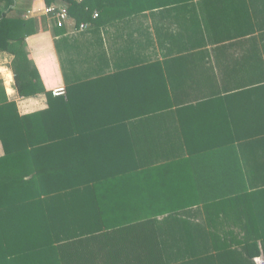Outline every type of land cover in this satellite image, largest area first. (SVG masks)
I'll use <instances>...</instances> for the list:
<instances>
[{"label": "trees", "instance_id": "1", "mask_svg": "<svg viewBox=\"0 0 264 264\" xmlns=\"http://www.w3.org/2000/svg\"><path fill=\"white\" fill-rule=\"evenodd\" d=\"M43 1L66 5L78 27L142 11L122 9L130 0ZM15 3L0 0V52L13 56L19 95L45 93L48 107L20 114L0 102V264L264 259V172L244 170L226 114L196 123L179 109L173 132L159 63L111 73L97 64L53 96L26 41L51 17L12 14Z\"/></svg>", "mask_w": 264, "mask_h": 264}, {"label": "crops", "instance_id": "2", "mask_svg": "<svg viewBox=\"0 0 264 264\" xmlns=\"http://www.w3.org/2000/svg\"><path fill=\"white\" fill-rule=\"evenodd\" d=\"M130 2L122 9L137 6L142 11L88 24L85 30L73 20L61 31L52 19H38L39 32L26 41L45 89L67 91L77 76L87 80L97 64L111 73L159 63L173 100L172 109L162 113L172 131H180L179 109L188 108L196 123L225 113L236 128L244 170L264 172V0ZM44 7L43 0H16L12 14L23 10L24 17L40 18ZM12 62V55L0 52V102L6 95L20 114L46 109L45 93L19 95Z\"/></svg>", "mask_w": 264, "mask_h": 264}, {"label": "built area", "instance_id": "3", "mask_svg": "<svg viewBox=\"0 0 264 264\" xmlns=\"http://www.w3.org/2000/svg\"><path fill=\"white\" fill-rule=\"evenodd\" d=\"M43 11H45L46 16H50L52 19H56L58 27H64L73 20L69 14V10L66 5L58 4L52 6H45L43 8ZM25 17L28 18L29 16L26 15ZM94 17L95 18L98 17L97 12L94 13ZM87 26L88 24H82L81 28L85 30L87 29ZM65 93H66L65 88H57L53 90L54 96H63L65 95ZM258 264H264V259L259 258Z\"/></svg>", "mask_w": 264, "mask_h": 264}, {"label": "rangeland", "instance_id": "4", "mask_svg": "<svg viewBox=\"0 0 264 264\" xmlns=\"http://www.w3.org/2000/svg\"><path fill=\"white\" fill-rule=\"evenodd\" d=\"M44 14V15H43ZM41 16H46V14H45V11H43V13H42V15ZM50 19H52V18H50ZM53 20V19H52ZM252 177H253V175L252 176H250V178L248 177V179L250 180L249 181V184H251V179H252ZM253 181V180H252ZM257 261V263H258V260H256Z\"/></svg>", "mask_w": 264, "mask_h": 264}, {"label": "water", "instance_id": "5", "mask_svg": "<svg viewBox=\"0 0 264 264\" xmlns=\"http://www.w3.org/2000/svg\"><path fill=\"white\" fill-rule=\"evenodd\" d=\"M258 260V259H257Z\"/></svg>", "mask_w": 264, "mask_h": 264}]
</instances>
